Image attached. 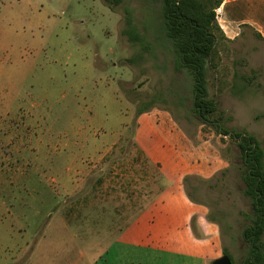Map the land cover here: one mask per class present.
Here are the masks:
<instances>
[{"label":"rangeland","instance_id":"rangeland-1","mask_svg":"<svg viewBox=\"0 0 264 264\" xmlns=\"http://www.w3.org/2000/svg\"><path fill=\"white\" fill-rule=\"evenodd\" d=\"M219 49V124L264 148V42L247 31ZM192 90L155 0H0V264H93L151 204L174 205L170 186L197 208L195 237L205 219L244 264L241 154L203 130Z\"/></svg>","mask_w":264,"mask_h":264},{"label":"trees","instance_id":"trees-1","mask_svg":"<svg viewBox=\"0 0 264 264\" xmlns=\"http://www.w3.org/2000/svg\"><path fill=\"white\" fill-rule=\"evenodd\" d=\"M109 5H120L123 0H105ZM160 5L161 29L172 45L178 71L190 75L193 82L192 110L203 130H214L221 140L236 141L242 158L241 178L244 195L250 200L252 213L242 236L250 245L244 264H264V148L259 139L248 131L227 130L219 115L218 101L210 95V70L220 67V45L229 43L219 26L217 10L225 0H155ZM124 34L132 42L141 40L131 11L126 12ZM259 37V36H258ZM261 38V37H259ZM224 88L228 86L223 82ZM235 264L227 249L223 250Z\"/></svg>","mask_w":264,"mask_h":264},{"label":"crops","instance_id":"crops-1","mask_svg":"<svg viewBox=\"0 0 264 264\" xmlns=\"http://www.w3.org/2000/svg\"><path fill=\"white\" fill-rule=\"evenodd\" d=\"M217 18L229 43L239 41L247 31L264 42V0H225ZM163 193L170 194L165 199H172L174 205L151 204L93 264H211L222 257L219 235L205 219H199L205 237L193 234L190 219L197 208L182 196V190L170 186ZM114 247L119 249L113 251Z\"/></svg>","mask_w":264,"mask_h":264},{"label":"water","instance_id":"water-1","mask_svg":"<svg viewBox=\"0 0 264 264\" xmlns=\"http://www.w3.org/2000/svg\"><path fill=\"white\" fill-rule=\"evenodd\" d=\"M212 264H234L229 256L223 255L222 257L214 260Z\"/></svg>","mask_w":264,"mask_h":264}]
</instances>
